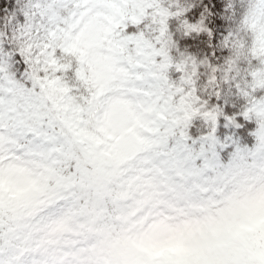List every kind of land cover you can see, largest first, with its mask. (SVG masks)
<instances>
[{
	"label": "rangeland",
	"instance_id": "1",
	"mask_svg": "<svg viewBox=\"0 0 264 264\" xmlns=\"http://www.w3.org/2000/svg\"><path fill=\"white\" fill-rule=\"evenodd\" d=\"M105 32L96 15L67 40L65 61L81 65L83 81L71 83L81 121L73 148L81 183L59 176V158L0 154V202L28 217L23 224L0 222V258L5 264H264V218L238 228L225 211L264 184V133L258 131L243 178L235 174L242 159L222 160L219 118L227 125L232 118L216 103H210L214 116L196 113L162 131L161 148L145 150L152 135L138 103L99 75ZM235 93L225 87L221 98ZM194 122L209 132L191 136ZM108 199L122 211L117 222ZM174 224L183 227L165 242L136 243L174 231Z\"/></svg>",
	"mask_w": 264,
	"mask_h": 264
},
{
	"label": "snow or ice",
	"instance_id": "2",
	"mask_svg": "<svg viewBox=\"0 0 264 264\" xmlns=\"http://www.w3.org/2000/svg\"><path fill=\"white\" fill-rule=\"evenodd\" d=\"M96 15L100 74L138 103L155 141L196 113L214 116L210 100L225 87L264 133V0H0V154L74 167L71 83L83 81L65 61L67 40Z\"/></svg>",
	"mask_w": 264,
	"mask_h": 264
},
{
	"label": "trees",
	"instance_id": "3",
	"mask_svg": "<svg viewBox=\"0 0 264 264\" xmlns=\"http://www.w3.org/2000/svg\"><path fill=\"white\" fill-rule=\"evenodd\" d=\"M221 96L216 100H210V103L218 104L224 109L225 114L232 118V121L229 122V125H227L228 122L227 119L224 118V115L219 118L220 125L218 134L225 136L226 133H229L233 139V144L230 148L227 149L226 152L228 154L226 153L225 158H229L231 149H234L235 151H238L239 153L246 156L244 150L253 149L259 143L257 133L259 126L257 122L244 116L243 112L245 101L243 97H240L237 93L232 95L230 99H223L221 98ZM205 131L206 130L200 127V124L197 122L192 123L190 128V133L193 135H199L204 133ZM153 145L154 140L148 139L146 142V146L151 147ZM159 145H161V142L159 143ZM245 160H247V162H250L248 157H245ZM60 169L63 171L64 176H71L74 183L79 180L78 173L73 169V167L70 168L68 164L62 165ZM242 170L243 168H241V171L239 172H242ZM111 212L114 217H117V212L115 211L113 206H111ZM1 221L10 223H23L25 221V218L19 210L8 206L7 203H1L0 222Z\"/></svg>",
	"mask_w": 264,
	"mask_h": 264
},
{
	"label": "clouds",
	"instance_id": "4",
	"mask_svg": "<svg viewBox=\"0 0 264 264\" xmlns=\"http://www.w3.org/2000/svg\"><path fill=\"white\" fill-rule=\"evenodd\" d=\"M225 211L235 227H244L253 222L258 223L264 218V184L257 185L251 192L230 201L225 206ZM182 227V225L174 224V231H156L138 238L136 243L140 246L163 243L172 238L176 234V230L182 229Z\"/></svg>",
	"mask_w": 264,
	"mask_h": 264
}]
</instances>
